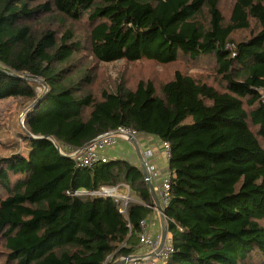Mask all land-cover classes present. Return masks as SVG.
Here are the masks:
<instances>
[{"label":"trees","instance_id":"obj_1","mask_svg":"<svg viewBox=\"0 0 264 264\" xmlns=\"http://www.w3.org/2000/svg\"><path fill=\"white\" fill-rule=\"evenodd\" d=\"M219 2L0 0V101L18 102L24 125L1 143L0 264L142 253L140 222L155 207L140 167H78L55 146L121 126L170 146L173 252L156 264H264V0H234L227 16ZM183 59L207 73L175 66L95 85L99 63ZM39 80L47 91L31 107ZM124 185L138 201L95 194Z\"/></svg>","mask_w":264,"mask_h":264},{"label":"built area","instance_id":"obj_2","mask_svg":"<svg viewBox=\"0 0 264 264\" xmlns=\"http://www.w3.org/2000/svg\"><path fill=\"white\" fill-rule=\"evenodd\" d=\"M23 118V117H22ZM21 124H23L21 120ZM24 127V125L22 126ZM138 133L126 127H118L114 131L105 132L99 134L88 144L83 147L76 148L67 144L55 143L57 150L60 154L70 157L78 167L89 168L97 162H106L109 159L107 150L115 146L120 140L129 142L130 139H136ZM161 148L167 160L170 155V146L167 142H160ZM143 159L146 164L147 173L150 179H156L159 176V170L157 166L150 161L153 156V149L147 147L141 150ZM171 186V173L168 166L165 169L160 181L158 189L159 203L162 208L167 204L169 200ZM98 195H106L113 197L119 204L125 205L131 201V191L124 185V191L120 192L117 187H102L99 191L95 192ZM166 219V216H165ZM140 244L142 249L147 250V253H141L139 255L131 256L127 264H156L158 260L167 259L170 253L173 252V247L170 240L166 238L162 247H158V243L161 239V232L155 236L147 234V221L142 220L140 222ZM160 244V243H159ZM150 252V254H149ZM151 253H153L151 255ZM123 259V258H122Z\"/></svg>","mask_w":264,"mask_h":264},{"label":"rangeland","instance_id":"obj_3","mask_svg":"<svg viewBox=\"0 0 264 264\" xmlns=\"http://www.w3.org/2000/svg\"><path fill=\"white\" fill-rule=\"evenodd\" d=\"M234 0H220L219 7L223 11L224 16L228 15L230 7L232 6ZM249 35V31H240L236 32L232 37L235 39H240ZM88 58H91L88 55ZM184 62L180 64H169V65H158L155 63H151L147 60H141L134 64H126L122 60L113 61L110 63H99L97 64V78L95 85L104 84L106 81L113 82L116 80L121 74L124 77L130 78L131 76H136V78L141 77L142 74L151 72H155L157 74L169 75L170 69L173 67H177L181 70H186L189 74L195 75L199 73H207L206 68L198 66L196 63H188L185 59ZM18 102L13 101L12 99H5L0 101V156H3L6 151L5 148L1 145V143L7 141L8 139H17L16 132L18 122L21 126V120L23 122V113H19L18 110ZM21 112V111H20ZM20 114V115H19ZM18 121V122H17ZM21 143L20 140H18ZM140 239V238H139ZM160 243V242H159ZM158 243V247H159ZM1 244V243H0ZM2 246L0 245V255L2 254ZM142 253H147V250H143ZM150 254V252H149ZM153 253H151L152 255Z\"/></svg>","mask_w":264,"mask_h":264},{"label":"crops","instance_id":"obj_4","mask_svg":"<svg viewBox=\"0 0 264 264\" xmlns=\"http://www.w3.org/2000/svg\"><path fill=\"white\" fill-rule=\"evenodd\" d=\"M136 143L138 144L140 150H143L147 147H151L153 149V156L151 157L150 161L157 166L159 170V176L156 179L151 180V182L158 196L157 188L159 187L161 177L163 173H165V169L168 166V160L163 153L158 138L152 135L139 133L136 135ZM106 153L110 159H124L129 161L131 164L140 167V160L135 152V148L127 141L120 140L115 146L107 150ZM117 190L120 192L124 191V186L122 189ZM131 200L138 201L133 193L131 194ZM161 227L160 214L155 209L147 221V234L150 236H155L161 232Z\"/></svg>","mask_w":264,"mask_h":264},{"label":"water","instance_id":"obj_5","mask_svg":"<svg viewBox=\"0 0 264 264\" xmlns=\"http://www.w3.org/2000/svg\"><path fill=\"white\" fill-rule=\"evenodd\" d=\"M39 82L43 86L44 90L42 91V94H40L36 98V100L33 101V103L31 104V107L36 105L40 101V99L43 97L44 93L47 91V88H46V85L44 84V82L42 80H39ZM34 137H36V136H34ZM129 143H131L134 146V148H135V152H136V154H137V156H138V158L140 160L141 172H142V174L144 176V180H145V182H146V184L148 186V189H149V191L151 193V196L153 198V201H154V207L157 210V212L160 214L161 226H162L161 227V239H160V244H159V248H160V247H162L163 243L165 242V240L167 238V226H166V223H165L166 219H165L164 209L161 207V205L159 203V199H158L157 193L155 192V190L153 188V185H152V182H151V179H150V176L147 173L146 164H145V161L143 159L141 150H140L138 144L136 143V139H130ZM129 258L130 257H126V258L117 260L113 264H127Z\"/></svg>","mask_w":264,"mask_h":264}]
</instances>
